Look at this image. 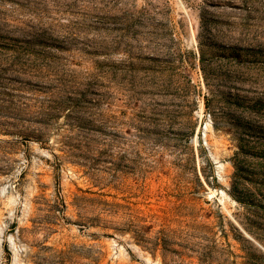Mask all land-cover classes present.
I'll use <instances>...</instances> for the list:
<instances>
[{
    "label": "rangeland",
    "instance_id": "374dc122",
    "mask_svg": "<svg viewBox=\"0 0 264 264\" xmlns=\"http://www.w3.org/2000/svg\"><path fill=\"white\" fill-rule=\"evenodd\" d=\"M252 257L264 0H0V264Z\"/></svg>",
    "mask_w": 264,
    "mask_h": 264
},
{
    "label": "trees",
    "instance_id": "16d2710c",
    "mask_svg": "<svg viewBox=\"0 0 264 264\" xmlns=\"http://www.w3.org/2000/svg\"><path fill=\"white\" fill-rule=\"evenodd\" d=\"M201 61H203L202 58H201ZM259 260H261V259L252 257V261L249 262L248 264H260V263H258ZM262 260H263V264H264V258Z\"/></svg>",
    "mask_w": 264,
    "mask_h": 264
}]
</instances>
